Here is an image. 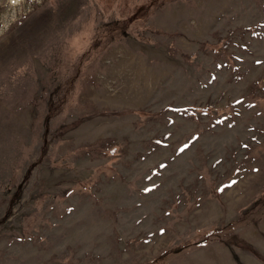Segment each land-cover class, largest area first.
<instances>
[{
  "label": "rangeland",
  "instance_id": "374dc122",
  "mask_svg": "<svg viewBox=\"0 0 264 264\" xmlns=\"http://www.w3.org/2000/svg\"><path fill=\"white\" fill-rule=\"evenodd\" d=\"M0 264H264V0H0Z\"/></svg>",
  "mask_w": 264,
  "mask_h": 264
},
{
  "label": "bare ground",
  "instance_id": "6f19581e",
  "mask_svg": "<svg viewBox=\"0 0 264 264\" xmlns=\"http://www.w3.org/2000/svg\"><path fill=\"white\" fill-rule=\"evenodd\" d=\"M13 2H18L19 0H12Z\"/></svg>",
  "mask_w": 264,
  "mask_h": 264
}]
</instances>
